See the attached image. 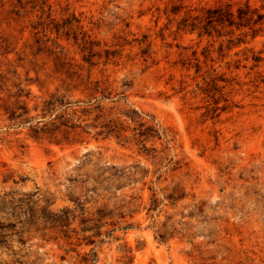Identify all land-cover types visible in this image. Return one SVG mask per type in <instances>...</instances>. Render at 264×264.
I'll use <instances>...</instances> for the list:
<instances>
[{
    "label": "rangeland",
    "instance_id": "374dc122",
    "mask_svg": "<svg viewBox=\"0 0 264 264\" xmlns=\"http://www.w3.org/2000/svg\"><path fill=\"white\" fill-rule=\"evenodd\" d=\"M0 264H264V0H0Z\"/></svg>",
    "mask_w": 264,
    "mask_h": 264
},
{
    "label": "trees",
    "instance_id": "16d2710c",
    "mask_svg": "<svg viewBox=\"0 0 264 264\" xmlns=\"http://www.w3.org/2000/svg\"><path fill=\"white\" fill-rule=\"evenodd\" d=\"M216 10H218V9H207L206 11H207V13H213V12H216ZM230 12L229 13H227V15H229L230 16ZM232 15V14H231ZM191 18V20L189 21V19ZM196 19H198V15H195V16H188L187 18H184L183 19V25L184 26H188V25H192L193 23V21L194 20H196ZM209 19L210 20H212V16H210L209 17ZM248 19H250V18H248ZM209 20V21H210Z\"/></svg>",
    "mask_w": 264,
    "mask_h": 264
}]
</instances>
